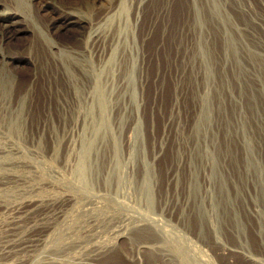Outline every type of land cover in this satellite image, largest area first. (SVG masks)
I'll use <instances>...</instances> for the list:
<instances>
[{
  "label": "rangeland",
  "instance_id": "rangeland-1",
  "mask_svg": "<svg viewBox=\"0 0 264 264\" xmlns=\"http://www.w3.org/2000/svg\"><path fill=\"white\" fill-rule=\"evenodd\" d=\"M141 3L136 20L129 3L121 9L131 57L95 72L91 99L79 91L72 114L55 117L66 130L40 132L39 145L17 155L24 189L2 193L27 196L39 182L43 198L70 197L62 228L95 225L115 246L114 264H134L131 247L152 239L153 226L188 249L219 251L222 264L264 263V0ZM37 102L41 122L42 83ZM112 225L130 231L114 239ZM60 231L51 252L78 255L63 245L80 235Z\"/></svg>",
  "mask_w": 264,
  "mask_h": 264
},
{
  "label": "bare ground",
  "instance_id": "bare-ground-1",
  "mask_svg": "<svg viewBox=\"0 0 264 264\" xmlns=\"http://www.w3.org/2000/svg\"><path fill=\"white\" fill-rule=\"evenodd\" d=\"M141 2L0 0V264H114L107 258L115 246L112 241L100 238L95 225L90 223L88 228L84 226L81 230L62 228L66 226L62 225V219L66 215L65 207L72 201L70 197L61 200L43 198L39 182L32 185L27 196L23 192L22 195L18 193L21 196L9 198L2 192L24 189L28 182L17 167L27 164L17 155L26 147L37 145L40 132L66 130L64 123L56 124L55 117H65L71 112L81 97L79 91L87 94L86 100L91 99L90 95L99 85L95 72H101L111 58L120 54L131 57L132 52L128 53L127 46L123 48L122 44L124 17L121 9L129 3L131 6L127 9L132 7L129 14L136 20L140 16ZM23 75L26 76L25 83L22 82ZM40 83L44 105L48 109L41 122L40 111L33 109L38 104L35 99ZM66 104L72 107L68 108ZM112 227L114 239L130 231L119 225ZM136 227L137 224L131 232ZM158 228L151 227L152 239L141 238L131 247L130 261L144 264L139 255L150 250L154 255L150 264H222L219 251L212 249V254L210 248L194 242L188 249L183 241L175 242ZM61 229L73 235L72 238L80 235L73 246L63 245L67 250L81 248L73 258H63V253L62 257L57 256L58 250L54 254L51 252L54 248H49L52 236ZM83 238L89 241L88 244L82 245ZM45 251L51 253L45 254ZM260 260L252 256L247 258L250 264H264Z\"/></svg>",
  "mask_w": 264,
  "mask_h": 264
}]
</instances>
